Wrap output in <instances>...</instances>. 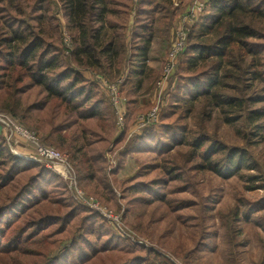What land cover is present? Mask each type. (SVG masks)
<instances>
[{
  "label": "trees",
  "instance_id": "16d2710c",
  "mask_svg": "<svg viewBox=\"0 0 264 264\" xmlns=\"http://www.w3.org/2000/svg\"><path fill=\"white\" fill-rule=\"evenodd\" d=\"M173 3L0 0V111L45 144L66 151L80 184L101 202L116 204L117 188L127 203L124 216L132 207L167 204L177 221L195 230L192 245L183 250L188 258L209 249L207 219L221 192L211 183L204 187L197 171L235 175L248 163V147L264 139L259 133L264 107L255 105L264 101V27L254 23V17H264V0H205L178 55L158 121L126 139L146 73L153 74V84L160 76L146 62L156 34L172 36L182 12ZM61 21L70 49L61 42ZM83 71L98 78H86ZM124 73L126 125L117 133L98 79ZM197 100L199 123L193 128L187 117ZM141 102L149 107L148 98ZM214 107L227 123L243 119V146H229L206 130L204 121ZM182 144L188 146L185 152L171 154ZM111 145L121 148L116 166L107 170L105 154ZM132 153L138 155V169L117 180ZM3 189L0 264H84L94 259L95 264H168L151 245L118 236L96 211L77 203L52 170L12 155L0 132ZM256 189H264V179L250 175L236 190V205L226 215L229 230L241 205L244 219L264 231V193L253 198L246 193ZM47 203L55 211L44 209ZM109 250L115 254L104 256ZM259 264H264V251Z\"/></svg>",
  "mask_w": 264,
  "mask_h": 264
},
{
  "label": "rangeland",
  "instance_id": "374dc122",
  "mask_svg": "<svg viewBox=\"0 0 264 264\" xmlns=\"http://www.w3.org/2000/svg\"><path fill=\"white\" fill-rule=\"evenodd\" d=\"M181 1H183V3L185 4L182 5ZM172 2L179 3L180 9L178 13H180L181 11L183 12L186 9V6L188 5V0H172ZM254 23L258 26L261 25L262 27H264V17H254ZM60 27L61 42L63 43V33L66 32V29H64V22H60ZM165 36L166 35H162L159 32L156 34V39L154 40L151 46L152 51L150 52L148 61L146 62V65L148 66L147 68L154 70L156 75L157 73L161 74L162 64L165 60L168 48L171 44L170 40H172L171 35L169 38H165ZM208 37L212 38L210 35ZM222 71L223 69L221 70V72ZM126 72L127 68L125 69V73ZM125 73L122 76H118L115 78L113 77L112 80H115L119 77L123 78L125 76ZM174 73L172 74L169 82H171ZM91 74L92 73H87V76L92 79L98 78L97 76ZM152 78H154L153 74L147 72L145 79L142 83V89L140 90L139 94H137V97L139 99L143 97L147 98V96H150L149 107L147 109H144V105L141 104L142 106L138 107V112L132 115L134 122L138 114L146 112L154 104V92L156 87V81L153 84V82L151 81ZM98 83L100 87L106 92V90L102 87L100 83V79H98ZM253 86L255 88L260 87V85L256 82L253 83ZM122 93L124 94L123 90ZM166 102L167 98L164 100V105ZM257 104H259L258 106L261 105L264 107V101L261 103H255V105ZM200 106V100H197L193 103V111L187 117V123L190 127L196 128L198 126V113L200 110ZM112 112L114 115L115 125L116 115L114 114L113 109ZM0 113L4 114L5 116H8L7 113L1 111ZM224 118L225 115L221 113L220 109L214 107L211 111L210 118L205 119L204 121L206 130L209 133L214 134L220 141L224 142L229 146H243L244 140L242 138V133L240 132V130L244 128L243 119H239L234 123H227L225 122ZM260 121L262 124H264V115L261 117ZM14 122L17 123V121L15 120ZM133 126L134 125L131 124L128 127V134L126 139H129V137L131 136H129V132L131 131ZM115 130H117V133L118 131H120L116 127V125ZM29 131L33 132L32 130ZM0 132H2L8 149L13 155L12 149L16 148V145L13 141L14 137L12 139H8L5 135V131L1 128V126ZM259 133L264 134V129L260 130ZM36 137L38 138V143L40 145L51 146L60 151L62 154L65 153L67 156V162L70 164V156L66 151L58 148L55 145L45 144L38 137V135H36ZM17 140V150H19L23 154H36L37 148L35 143L22 138H17ZM257 140V143L248 147V152L250 155L248 163H244L235 175H232L228 178H223L220 175L209 170L197 171L196 177L199 181H201L204 187H207L208 184L211 183L213 186H218L221 192L219 200L214 204L213 209L210 211L209 218L207 219V226L209 227L207 242L209 243L210 247L208 250L191 255L188 258H183V250H185V248H189L192 245L191 242L192 237L195 235V230L192 227L177 221L174 218V214L170 211L167 204H161L158 208L154 207L156 203L152 205H141L137 207H132L127 212V216H124L127 210V203L126 201L120 198L121 193L119 192V190L117 188H114V191L117 195L116 204L112 202L103 203L96 197V199L100 202L101 205L99 211H96L94 209L89 208L88 205L83 201H79L77 198H75L73 194L74 191L72 190V192L69 189L67 179L63 176L62 167H55V164L57 162L47 160L34 162L43 165L44 167L52 170L54 173L60 176L66 182L67 189L69 190L72 198L86 209L94 212L96 211L97 215L101 219H103L106 224L118 236L126 238L128 241L131 240L132 242L144 243L146 246H148V244L151 245L152 248L158 250V252L162 254L161 256L168 264H259L264 251V243H262V240L264 242V231H262L258 226H256L250 219H244L241 212V205L237 206V219L234 222L232 229L229 230L228 226L226 225V215L236 205V190L242 189L247 184L248 177L250 175L264 179V139L259 140L257 138ZM120 148L121 146L112 147V145L109 147L108 152L105 154V157L107 159V170H110L116 166L118 159V151ZM187 149L188 146L182 144L176 149H174L171 154L176 155L175 153L177 151L185 152ZM217 155H221V152L217 153ZM137 156L138 155L134 153L127 155L121 169L116 174L117 180H123L126 177L132 176L136 172L140 162L137 159ZM47 163L51 165V168L46 166ZM250 163L252 164L251 169L246 167V164ZM70 165L72 166V164ZM77 184H79V188L84 192L86 197H95L89 192V190H87V185V187H84V184H80L78 177ZM91 185L92 183L90 182V186ZM246 193L248 196L253 198L263 194L264 189L246 191ZM6 195V189L0 191V204L6 202ZM47 208L51 209L52 211H55V206L53 204H45L44 209ZM192 210L193 209H189L188 211L192 213ZM106 254H115V251L109 250L108 252L104 253V256ZM95 263L96 262L94 259V263H92V261H88L84 264Z\"/></svg>",
  "mask_w": 264,
  "mask_h": 264
},
{
  "label": "built area",
  "instance_id": "2783aa9c",
  "mask_svg": "<svg viewBox=\"0 0 264 264\" xmlns=\"http://www.w3.org/2000/svg\"><path fill=\"white\" fill-rule=\"evenodd\" d=\"M204 2L205 0H193L180 14L177 24L172 33L171 44L162 64L161 74L156 81L154 104L149 110L136 116L135 122L133 124L134 126L129 132V136L140 132V130L145 126L158 121L160 110L163 104L164 94L166 92L171 76L177 68L178 55L186 46L187 35L190 31V27L199 13L203 10ZM174 4L177 5L178 2H175ZM63 42L67 49L71 48L70 38L67 32L63 33ZM122 82V77L116 78L115 80H109L106 77L100 78V83L106 90L110 105L114 111V114L116 115L115 125L119 130H122L125 126V104L127 102L126 96L121 91ZM0 126L5 131V135L8 139H12L14 137L13 141L16 145V148L18 142L17 138L26 139L36 144L37 150L35 155H32L30 153L23 154L16 148H13L12 153L14 156L21 158L23 157L33 161L47 160L57 162L55 164V167H62L63 176L67 179L69 189L71 191H74L72 192L75 198L86 203L89 208L99 211L101 205L96 197H86L84 192L79 188L80 186L79 184H77L75 171L73 167L67 162V156L65 153L62 154L60 151L51 146L40 145L38 143V138L33 132H30L23 126L14 122V120L9 115L5 116L4 114L0 113ZM46 166L51 168V165L48 163Z\"/></svg>",
  "mask_w": 264,
  "mask_h": 264
},
{
  "label": "crops",
  "instance_id": "0c3cea01",
  "mask_svg": "<svg viewBox=\"0 0 264 264\" xmlns=\"http://www.w3.org/2000/svg\"><path fill=\"white\" fill-rule=\"evenodd\" d=\"M190 1H191V0H188V5H189ZM181 2H182V5L185 4V3H183V1H181ZM186 2H187V1H186ZM188 5H187V6H188ZM187 6H186V7H187ZM151 51H152V48H151ZM149 55H150V54H149ZM149 55H148V57H149ZM151 61H152V60H151ZM151 66H152V65H151ZM82 73H83L84 77L89 78V77L87 76V73H88L87 71H86V72L83 71ZM143 98H144V97H143ZM143 98L139 99V102L137 103V106H138V107H141V106H142V105H141V104H142L141 100H142ZM147 98L149 99L150 96H149V97L147 96Z\"/></svg>",
  "mask_w": 264,
  "mask_h": 264
}]
</instances>
